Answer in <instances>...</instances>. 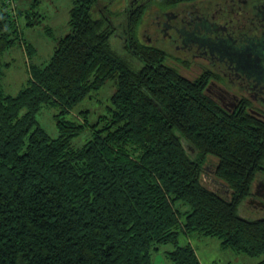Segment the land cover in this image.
<instances>
[{
	"label": "trees",
	"instance_id": "trees-1",
	"mask_svg": "<svg viewBox=\"0 0 264 264\" xmlns=\"http://www.w3.org/2000/svg\"><path fill=\"white\" fill-rule=\"evenodd\" d=\"M73 1L71 31L38 64L36 47L21 36L23 9L13 15L0 0V59L20 44L31 63L18 94L6 95L0 82V264H152V251L166 243L175 247L172 264H201L193 245L179 242L182 233L264 257V217L239 213L264 175V120L220 106L204 76L187 78L140 40L149 6L167 11L200 0L129 5L127 49L142 69L113 49L106 9L94 15L106 0ZM25 14L30 27L41 16ZM3 74L0 60V81ZM107 85L115 91L96 123L88 109L75 116L81 121L67 119ZM47 105L61 107L57 138L37 119ZM89 127L88 140L74 146ZM211 159L230 197L204 184Z\"/></svg>",
	"mask_w": 264,
	"mask_h": 264
},
{
	"label": "rangeland",
	"instance_id": "rangeland-1",
	"mask_svg": "<svg viewBox=\"0 0 264 264\" xmlns=\"http://www.w3.org/2000/svg\"><path fill=\"white\" fill-rule=\"evenodd\" d=\"M40 4H36L37 2ZM136 1V5L147 4L149 0H106L100 2L98 6L93 8V13L99 16L100 10L106 9V14L110 21H113L114 35L110 43L113 49L122 57H125L135 69H142L141 62L127 49V33L125 32L127 9L129 5ZM215 3L220 0H204ZM19 8V0H17ZM73 7V0H21L20 9H23L24 15L18 21L21 28V36L26 43L36 47V53L32 58V62L38 64H46L50 57L53 55L57 42L67 35L71 31L69 23L70 12L69 9ZM39 13L41 16L36 15V24L33 27L27 25L28 18L26 12ZM18 12V9L15 13ZM162 12L157 7L149 6L148 12L145 14L144 22L140 27V40L142 43L153 45L156 48H160L168 54L167 64L175 67L180 73L184 74L189 79H195L201 73L199 66L193 64L192 69L186 70L180 59L183 54L176 52V50L170 46L169 42L164 41L160 37V41L156 42L157 37V13ZM22 43V42H21ZM26 48L20 44H15L11 49L7 50L1 56L2 71L4 72L1 78V85L6 95H16L27 84V80L30 77V59L27 56ZM180 61H179V60ZM201 63H199L200 65ZM115 91L111 85L104 86L102 90L95 92L93 97L86 99L81 103L74 111L67 115V119H75L81 121L80 117L77 119L78 112L83 109H88L91 112L88 116V121L93 125L101 116L107 113V106L110 104L108 100L109 95ZM61 111V107L57 105H47L40 112H38L37 119L39 124L46 130L48 135L57 138L59 137L58 126L56 125L57 116ZM90 127L82 133V136L76 138L73 141L74 146L81 147L83 143L89 138ZM187 153L192 159H195L196 152H194L189 143L183 140ZM215 163L214 160H210L207 164V171L204 174V184L209 186L219 195L230 197V190L227 185L222 181L217 180L214 174ZM259 184H264V175H261L257 179ZM256 181V182H257ZM255 186V185H254ZM263 202L262 197L256 194L242 203L240 206V216L248 220L254 221L264 217V207L260 206ZM179 242L187 244L188 242L193 245L198 255L201 264H256L263 259V256H257L256 258L250 257L247 254H240L235 252L231 248L221 245L216 237H206L198 233L184 234L182 233L179 238ZM173 244L166 243V245L158 246L157 250L152 251V264H172L169 252L174 251Z\"/></svg>",
	"mask_w": 264,
	"mask_h": 264
},
{
	"label": "flooded vegetation",
	"instance_id": "flooded-vegetation-1",
	"mask_svg": "<svg viewBox=\"0 0 264 264\" xmlns=\"http://www.w3.org/2000/svg\"><path fill=\"white\" fill-rule=\"evenodd\" d=\"M155 20L156 42L161 37L182 53L186 70L199 66L196 78L207 80L208 96L230 112L245 107L264 120V0H200L159 12ZM254 184L252 195L264 207V184Z\"/></svg>",
	"mask_w": 264,
	"mask_h": 264
},
{
	"label": "built area",
	"instance_id": "built-area-1",
	"mask_svg": "<svg viewBox=\"0 0 264 264\" xmlns=\"http://www.w3.org/2000/svg\"><path fill=\"white\" fill-rule=\"evenodd\" d=\"M5 2L9 5L10 7V11L12 12V14H15V11L17 10V0H5Z\"/></svg>",
	"mask_w": 264,
	"mask_h": 264
},
{
	"label": "crops",
	"instance_id": "crops-1",
	"mask_svg": "<svg viewBox=\"0 0 264 264\" xmlns=\"http://www.w3.org/2000/svg\"><path fill=\"white\" fill-rule=\"evenodd\" d=\"M20 2H21V0H19V8H20ZM73 4H74V1H73ZM71 9V8H70ZM70 9H69V11H70Z\"/></svg>",
	"mask_w": 264,
	"mask_h": 264
},
{
	"label": "water",
	"instance_id": "water-1",
	"mask_svg": "<svg viewBox=\"0 0 264 264\" xmlns=\"http://www.w3.org/2000/svg\"><path fill=\"white\" fill-rule=\"evenodd\" d=\"M260 61V60H259Z\"/></svg>",
	"mask_w": 264,
	"mask_h": 264
}]
</instances>
